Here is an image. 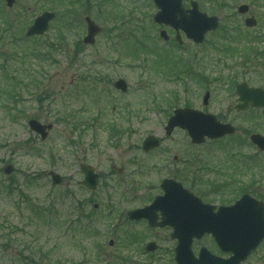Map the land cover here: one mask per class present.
<instances>
[{
	"label": "rangeland",
	"instance_id": "obj_1",
	"mask_svg": "<svg viewBox=\"0 0 264 264\" xmlns=\"http://www.w3.org/2000/svg\"><path fill=\"white\" fill-rule=\"evenodd\" d=\"M198 1L220 26L203 44L186 39L181 53L175 31L154 21L152 0H16L13 7L0 0V264H176L170 229L125 218L161 193L165 177L216 205L246 190L264 201V152L245 141L264 134V113L235 109L239 82L264 88V0ZM244 3L249 12L241 14ZM45 10L58 18L42 37H26ZM88 15L102 32L94 45H81ZM248 16L256 26L245 25ZM180 59L192 60L194 70L171 77ZM121 77L127 93L113 86ZM185 105L219 115L236 134L202 145L184 129L167 136V114ZM33 118L54 124L45 140L31 130ZM149 134L162 145L145 153ZM242 153L256 154L257 163L240 160ZM81 163L99 173L96 190L78 183ZM52 170L62 184H52ZM149 241L158 250L147 253ZM202 246L217 249L208 236L193 249ZM242 264H264V241Z\"/></svg>",
	"mask_w": 264,
	"mask_h": 264
},
{
	"label": "water",
	"instance_id": "obj_2",
	"mask_svg": "<svg viewBox=\"0 0 264 264\" xmlns=\"http://www.w3.org/2000/svg\"><path fill=\"white\" fill-rule=\"evenodd\" d=\"M12 6L15 0H6ZM184 0H154L159 11L155 15L158 23L173 26L178 31L182 29L188 38L195 42H202L206 32L218 27V18L208 16L199 10L197 2H192L191 9H185ZM241 12L247 11V6L240 8ZM55 18V13L44 12L39 15L34 23L28 28L27 36L41 35L45 33L50 21ZM88 24V34L84 38L86 44H94L96 35L101 31L90 17L86 18ZM256 21L253 18L247 19V25L253 26ZM167 39V33L161 32ZM181 41L180 36L178 35ZM118 88L126 89L123 80L116 82ZM244 104L237 108H245L252 102L254 105L264 106V91L248 87L241 84L237 88ZM208 95L205 97L207 101ZM31 129L41 134L45 140L52 129V124L44 125L38 120H30ZM187 128L193 142L202 143L205 136L219 137L226 133L234 132V128L229 124H221L212 115H204L198 111L179 109L175 116L169 120L167 133L170 134L175 126ZM260 149L264 150V137L260 135L252 136ZM160 145V141L155 136H148L143 142V149L149 151ZM14 167L7 165L5 172L10 174ZM81 169L85 178L81 181L89 189H96L99 183V175L91 165L82 164ZM53 184H60L61 175L51 171ZM165 194L156 197L154 202L141 209L129 212L131 219L147 218L152 226L171 225L174 227L173 238L178 239L176 247V261L178 264H240L250 253L256 249L264 239V203L245 194L234 205L221 206L215 211L216 206L204 203L199 197L184 188L181 182L167 179L162 183ZM162 211V221L157 223V212ZM206 233L212 234L223 251L231 252L229 258H222L210 252L206 247H202L199 256L196 257L192 244L193 239H201ZM155 243H150L148 251L155 250Z\"/></svg>",
	"mask_w": 264,
	"mask_h": 264
},
{
	"label": "flooded vegetation",
	"instance_id": "obj_3",
	"mask_svg": "<svg viewBox=\"0 0 264 264\" xmlns=\"http://www.w3.org/2000/svg\"><path fill=\"white\" fill-rule=\"evenodd\" d=\"M176 159V158H175ZM246 192V191H245ZM245 192H243V194L245 193ZM249 193V192H248ZM251 194V193H250ZM204 201H207V202H211V201H208V200H206V199H204ZM134 222H146L147 224H148V221L147 220H145V219H143V220H140V221H134ZM149 226V225H148ZM150 227V226H149ZM150 228H152V229H162V230H164V229H170L171 230V233H172V227L171 226H164V227H150ZM171 233H170V238H171ZM208 237H211V239H213V237L212 236H208ZM172 239V238H171ZM172 241L173 242H175V240H173L172 239ZM213 241H214V239H213ZM174 246H175V243H174ZM172 249H174V248H172ZM212 252L213 253H215V254H217V255H220V256H225V257H227V256H229L230 254H224V253H222L221 252V250H219L218 248L217 249H214V250H212Z\"/></svg>",
	"mask_w": 264,
	"mask_h": 264
},
{
	"label": "trees",
	"instance_id": "obj_4",
	"mask_svg": "<svg viewBox=\"0 0 264 264\" xmlns=\"http://www.w3.org/2000/svg\"><path fill=\"white\" fill-rule=\"evenodd\" d=\"M70 26H71V24H70ZM62 36H64V35L62 34ZM51 46H54V44H51V43H50V45H48V48L51 47ZM37 50H40V49H37ZM38 54H41V53H39V52L37 53V56L41 57V56L38 55ZM41 55H43V54H41ZM41 58H42V57H41ZM39 100L41 101V100H42V97H40ZM63 119H64L65 121L71 123L70 119L68 120L66 117H63Z\"/></svg>",
	"mask_w": 264,
	"mask_h": 264
}]
</instances>
